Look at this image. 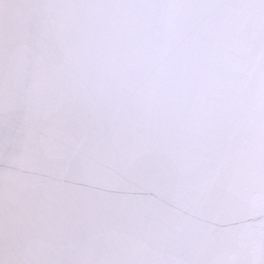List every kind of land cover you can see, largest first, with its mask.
I'll list each match as a JSON object with an SVG mask.
<instances>
[{
    "label": "snow or ice",
    "instance_id": "6c2138e0",
    "mask_svg": "<svg viewBox=\"0 0 264 264\" xmlns=\"http://www.w3.org/2000/svg\"><path fill=\"white\" fill-rule=\"evenodd\" d=\"M0 264H264V0H0Z\"/></svg>",
    "mask_w": 264,
    "mask_h": 264
}]
</instances>
